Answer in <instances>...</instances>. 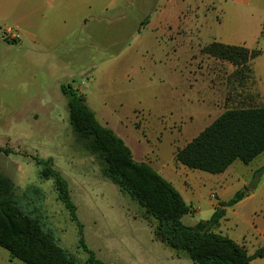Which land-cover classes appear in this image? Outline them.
<instances>
[{
  "label": "rangeland",
  "instance_id": "rangeland-1",
  "mask_svg": "<svg viewBox=\"0 0 264 264\" xmlns=\"http://www.w3.org/2000/svg\"><path fill=\"white\" fill-rule=\"evenodd\" d=\"M220 5L225 2L0 0V149L10 153L0 152V174L13 180L18 195L38 191L39 199L27 200L79 263L94 256L105 264H193L157 239L156 221L103 176V162L71 128L62 93L69 85L135 161L179 191L191 210L186 226L205 225L220 203L247 188V198L221 209L224 217L213 230L249 256L264 247V154L249 165L237 161L222 175L175 160L226 111L264 107V26L254 48L260 55L246 67L203 52L210 40L199 20L221 21L227 10L220 12ZM238 9L248 33L251 20L264 18ZM50 159L68 183L75 213L59 199L54 180L42 177ZM0 264L24 263L0 248Z\"/></svg>",
  "mask_w": 264,
  "mask_h": 264
},
{
  "label": "trees",
  "instance_id": "trees-1",
  "mask_svg": "<svg viewBox=\"0 0 264 264\" xmlns=\"http://www.w3.org/2000/svg\"><path fill=\"white\" fill-rule=\"evenodd\" d=\"M205 54L246 67L260 55L258 50L211 43ZM62 88L68 98L69 122L87 149L103 162V176L126 192L156 221L155 237L169 248L183 253L193 264H253L264 258V247L249 256L244 247L213 228L224 217V210L249 195L247 188L237 192L228 203H220L209 222L188 227L183 218L191 210L172 183L149 164L137 162L124 141L114 131L102 126L86 98L71 85ZM0 152L9 155L8 151ZM264 153V107L229 110L219 116L183 149L175 160L190 170L212 175L224 174L235 162L251 164ZM42 177L53 179L59 199L75 213L67 181L52 169V160L44 162ZM11 178L0 174V248L13 260L24 264H81L60 247L54 233L46 227L44 214L32 208L27 196L37 192L27 189L18 195ZM39 199V198H38ZM87 264H105L94 256Z\"/></svg>",
  "mask_w": 264,
  "mask_h": 264
},
{
  "label": "crops",
  "instance_id": "crops-1",
  "mask_svg": "<svg viewBox=\"0 0 264 264\" xmlns=\"http://www.w3.org/2000/svg\"><path fill=\"white\" fill-rule=\"evenodd\" d=\"M222 1L225 2V5L224 7L223 5L222 6L220 5L219 10L220 12L221 11L224 12V10H227L225 18L223 16V19L221 21L217 20V21H210V22L207 19L201 20L200 18L199 20L200 23L203 24V27L205 26V29L202 28L201 32L202 33L205 32L207 34L208 39L210 40L209 44L220 43L224 45L244 47L249 50H254V48L260 44V40L262 38L264 18L260 19L259 21L251 20V22H254L255 25H254V29L248 33V30L243 29L240 26L238 8L240 6H246L247 8H250V10L254 12H261L264 15V3H262L261 0L254 1L253 5H251L252 0H222ZM170 5H176V4H173L172 2V4ZM92 7L93 6L89 4V8L92 9ZM173 8L175 9L176 7H173ZM107 10L108 9H106V11ZM162 11L167 13L168 10L164 8L163 10H161V14H162ZM186 21L191 22L192 20L186 19ZM165 24H167L166 21H165ZM167 26H170V25L168 24L164 25V27H167ZM206 27H208L209 31L206 29ZM242 32H245V34ZM256 59L252 60L250 63L255 62Z\"/></svg>",
  "mask_w": 264,
  "mask_h": 264
}]
</instances>
